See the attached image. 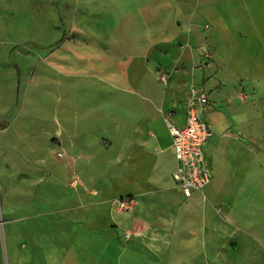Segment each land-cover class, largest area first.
Listing matches in <instances>:
<instances>
[{
	"label": "crops",
	"instance_id": "crops-1",
	"mask_svg": "<svg viewBox=\"0 0 264 264\" xmlns=\"http://www.w3.org/2000/svg\"><path fill=\"white\" fill-rule=\"evenodd\" d=\"M64 6L83 24L47 65L79 79L73 113L0 129V264H264V0ZM193 86L210 102L211 182L187 198L168 122L184 125Z\"/></svg>",
	"mask_w": 264,
	"mask_h": 264
},
{
	"label": "rangeland",
	"instance_id": "rangeland-1",
	"mask_svg": "<svg viewBox=\"0 0 264 264\" xmlns=\"http://www.w3.org/2000/svg\"><path fill=\"white\" fill-rule=\"evenodd\" d=\"M66 1L0 0V129L8 126L17 137L52 125L57 113L69 111L67 106L73 113L75 100L67 94H75L79 79H56L60 68L47 65L62 56L65 34L83 24L78 12L65 8ZM101 22L108 25L104 18ZM56 80H63L65 87L61 83L57 87ZM257 87V107L264 108V79H257ZM91 90L88 84L87 91ZM262 120L264 116L257 115L259 129Z\"/></svg>",
	"mask_w": 264,
	"mask_h": 264
},
{
	"label": "built area",
	"instance_id": "built-area-1",
	"mask_svg": "<svg viewBox=\"0 0 264 264\" xmlns=\"http://www.w3.org/2000/svg\"><path fill=\"white\" fill-rule=\"evenodd\" d=\"M158 80L166 85L169 77L161 71ZM185 106L184 125L177 127L168 122V128L176 160L173 179L182 194L189 198L196 192H203L211 182L204 164V148L213 136V130L202 117L210 108L208 94L203 88L193 86L185 97Z\"/></svg>",
	"mask_w": 264,
	"mask_h": 264
}]
</instances>
